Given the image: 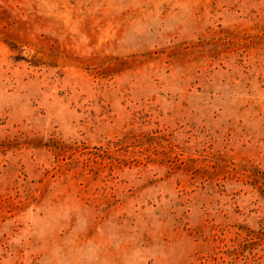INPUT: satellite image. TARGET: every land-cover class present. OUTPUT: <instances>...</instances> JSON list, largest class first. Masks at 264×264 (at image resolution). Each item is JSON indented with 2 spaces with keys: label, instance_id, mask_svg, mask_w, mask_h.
<instances>
[{
  "label": "rangeland",
  "instance_id": "374dc122",
  "mask_svg": "<svg viewBox=\"0 0 264 264\" xmlns=\"http://www.w3.org/2000/svg\"><path fill=\"white\" fill-rule=\"evenodd\" d=\"M0 264H264V0H0Z\"/></svg>",
  "mask_w": 264,
  "mask_h": 264
}]
</instances>
